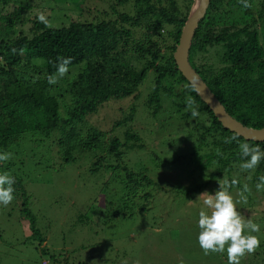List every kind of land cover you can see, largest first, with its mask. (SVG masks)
Masks as SVG:
<instances>
[{
    "label": "trees",
    "instance_id": "16d2710c",
    "mask_svg": "<svg viewBox=\"0 0 264 264\" xmlns=\"http://www.w3.org/2000/svg\"><path fill=\"white\" fill-rule=\"evenodd\" d=\"M251 1L258 7L252 22L233 29H217L211 17L221 5L219 0H210L205 16L195 29L188 60L231 116L248 127L261 128L264 126V39L260 35L264 36V0ZM192 2L116 0L96 20H82L79 16L70 18L68 23L46 26L36 14L34 19H23L32 3L24 6L21 0H0V153L7 152L26 136L30 138L31 133L41 137L54 135V142L71 160L78 151L100 148L120 159L122 148L140 149L143 145L136 143L140 141L139 135L130 129L124 131V140L114 133L132 121L134 106L128 116L116 119L108 128L84 126L83 120L110 100L136 97L152 72L153 86L146 103L152 117L161 109L163 94L179 109L186 108V97L191 96L195 101L199 111L195 118L199 119L185 131L184 137L185 141H193L191 154L199 155L195 163L201 169L213 164L215 171L211 179L222 177L226 170L225 178L231 181L232 172L240 170L247 178L259 182L258 178L264 176V159L255 169L242 170L239 145L248 143L264 151V140H247L223 127L175 64L173 52ZM117 3L132 7L134 13L118 11ZM243 9L253 12L251 5L250 9ZM29 20L32 25L26 31L19 28ZM255 21L262 22L263 33L252 26ZM210 49L217 53L213 62L206 57ZM58 58H71L68 70L76 69L71 79L57 75ZM50 76H56V83H49ZM178 114L184 119L191 116V110ZM218 150L221 155L217 154ZM176 159L178 162L180 156ZM99 166L94 162L90 171L95 172ZM110 167L118 174L115 182L123 194L115 211L106 215L131 216L137 210L136 204L142 206L137 212L146 211L155 191H169L165 184L153 181L146 171L132 170L119 163L104 168ZM13 178V195L15 192L19 195L17 188L23 187L21 179ZM237 180L239 188L240 179ZM107 202L112 203L108 199ZM18 205L21 215L30 220L32 236L38 235L42 241L26 204Z\"/></svg>",
    "mask_w": 264,
    "mask_h": 264
},
{
    "label": "rangeland",
    "instance_id": "374dc122",
    "mask_svg": "<svg viewBox=\"0 0 264 264\" xmlns=\"http://www.w3.org/2000/svg\"><path fill=\"white\" fill-rule=\"evenodd\" d=\"M115 1L21 0V3L24 6L32 3L30 12L24 13V20L43 13L48 23L61 24L79 16L82 20H96ZM239 2L219 0L220 10L211 17L214 27L233 29L256 18L258 7L251 0L248 3L253 12L244 10ZM116 7L118 11L134 13L127 5L117 3ZM31 25L29 20L19 28L26 31ZM252 26L263 33L262 22L255 21ZM260 38L263 40L264 36ZM207 56V61L213 62L217 56L215 49H210ZM75 73L72 68L62 78L71 79ZM152 86L149 72L136 97L110 100L83 120L84 126L108 128L135 107L132 121L114 133L124 140V131L130 129L139 135L140 141L136 143L143 146L122 148L120 159L100 148L78 151L74 160L67 159L54 142V135L41 137L31 133L30 138L25 135V140L10 146L7 152H12L11 158L0 162V174L7 172L20 178L23 187L17 188L19 195L15 192L10 204H0V264H180L181 260L184 264H227L226 251L205 255L199 246V211L205 206L203 198L197 200L205 191L214 194L218 190L217 181L227 176L226 170L223 178L211 179L213 164L201 169L195 163L199 155L191 154L193 141H185L184 137L199 118L191 115L181 119L178 113L186 108L179 109L163 94L161 109L152 117L146 104ZM94 162L100 166L91 172ZM117 163L150 173L153 181L165 184L169 191H155L146 211L137 212L142 206L136 204L137 210L131 216L106 215L115 211L123 194L115 182L117 172L112 167L104 168ZM246 176L240 170L233 171L231 177L239 178L241 186H234L229 192L241 215L260 226L259 232L252 233L258 236L260 246L255 253L243 257L241 264H264V190L257 191L258 181ZM245 184L251 189L245 193L247 203L239 202ZM107 199L112 203L108 204ZM18 203L26 204L42 241L38 235L32 236L30 220L21 215Z\"/></svg>",
    "mask_w": 264,
    "mask_h": 264
},
{
    "label": "clouds",
    "instance_id": "9594fccd",
    "mask_svg": "<svg viewBox=\"0 0 264 264\" xmlns=\"http://www.w3.org/2000/svg\"><path fill=\"white\" fill-rule=\"evenodd\" d=\"M243 7L248 8V0H240ZM38 20L47 26V18L41 13ZM57 75L63 77L68 72V65L71 58H58ZM49 83H56V76L49 77ZM186 110H191L193 118L199 116V111L195 107V101L191 96L186 97ZM235 139V138H233ZM240 154L243 162L240 164L242 170L255 169L260 161L264 159V151L258 146H251L248 143L239 145ZM218 155L221 153L218 150ZM11 158V153H0V162ZM256 190H264V176L258 178ZM219 187L214 194L207 191L201 193L197 200L203 198V205L199 211L198 219V242L205 255L209 253H227V264H241V259L246 255L255 253L260 246V240L257 233L260 226L253 222L251 218L245 219L241 212L237 210V201L230 194L229 189L236 186L239 182L233 178L229 181L227 178L217 181ZM15 179L7 172L0 174V204L7 206L13 200ZM251 189L247 184L239 193V202L247 203L248 197L245 193H250ZM246 230L247 233H246ZM180 264H184L181 260Z\"/></svg>",
    "mask_w": 264,
    "mask_h": 264
},
{
    "label": "water",
    "instance_id": "95a60500",
    "mask_svg": "<svg viewBox=\"0 0 264 264\" xmlns=\"http://www.w3.org/2000/svg\"><path fill=\"white\" fill-rule=\"evenodd\" d=\"M209 3L210 0H193L173 52L175 64L185 79L194 86L202 101L209 107L223 127L235 132L244 139L263 141L264 126L261 128L248 127L231 116L188 60L189 48L195 29L199 21L205 16Z\"/></svg>",
    "mask_w": 264,
    "mask_h": 264
}]
</instances>
